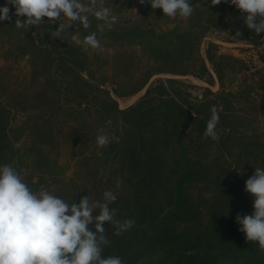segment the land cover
I'll return each instance as SVG.
<instances>
[{
    "label": "trees",
    "instance_id": "trees-1",
    "mask_svg": "<svg viewBox=\"0 0 264 264\" xmlns=\"http://www.w3.org/2000/svg\"><path fill=\"white\" fill-rule=\"evenodd\" d=\"M190 4V17L170 19L147 2L115 0L120 10L144 13L115 14L118 22L103 35L90 16L87 29L63 25L66 39L55 37L60 24L47 18L17 28L8 5L11 19L0 23L8 41L0 65V166L12 165L34 191L45 185L69 202L99 200L112 190L116 219L135 224L116 235L106 223L103 254L124 264H264V251L246 241L235 219L254 211L245 181L264 168V68L220 52L213 41L201 53L211 30L233 29L243 41L264 34L249 30L230 2ZM75 31L81 40L97 32L106 50L83 51L71 39ZM21 60L27 78L15 74ZM159 75L207 86L196 94L173 77L150 84ZM145 89L120 107L116 97ZM212 106L218 141L204 138ZM101 129L110 138L104 148L96 144Z\"/></svg>",
    "mask_w": 264,
    "mask_h": 264
},
{
    "label": "clouds",
    "instance_id": "clouds-1",
    "mask_svg": "<svg viewBox=\"0 0 264 264\" xmlns=\"http://www.w3.org/2000/svg\"><path fill=\"white\" fill-rule=\"evenodd\" d=\"M149 3L152 9H162L170 19L188 18L193 12L190 0H139ZM222 0H211V5H219ZM234 5L244 16V22L254 34H264V0H223ZM12 13L15 26L25 28L52 24L67 19L68 27L79 25L91 27L90 16L101 23L97 30L103 35L111 30L119 17L108 7L99 6V0H6L0 7V21L10 20ZM24 17V19H20ZM172 27H175L173 24ZM55 37L63 35L62 22ZM66 39V38H65ZM71 39L82 45L83 51L101 49L97 32L80 39L75 31ZM211 116L206 123L204 138L219 140L217 125L219 114L212 106ZM251 135V132L247 133ZM110 143L109 134L100 130L96 144L100 148ZM102 157L103 153H98ZM120 181L116 187L119 188ZM245 191L250 195L254 211L250 215L236 216L248 242L257 243L264 251V168H255L254 174L245 181ZM117 196L112 190H105L99 200H91L88 195L78 202H69L41 188L34 191L22 175L10 164L0 166V264H124L121 257L104 256V249L110 245L105 224L116 228V235L128 231L135 224L127 219H116V209L111 205ZM98 210V214H94Z\"/></svg>",
    "mask_w": 264,
    "mask_h": 264
},
{
    "label": "rangeland",
    "instance_id": "rangeland-1",
    "mask_svg": "<svg viewBox=\"0 0 264 264\" xmlns=\"http://www.w3.org/2000/svg\"><path fill=\"white\" fill-rule=\"evenodd\" d=\"M82 2L87 3V0H82ZM99 6L108 7L111 9L112 14H124L125 16H130L131 14H143L144 11L134 9V8H125L120 10L119 5L115 6V0H99ZM116 10H119L116 12ZM59 24L62 22L63 25H69V21L65 18H61V21L57 20ZM1 23V21H0ZM161 25L166 29L169 25L165 21H160ZM238 33H235L233 29L229 31H218V30H211L204 41L202 42L201 46V53L204 55L207 45L210 41H213L220 46V52L226 54H234L239 57L245 58L254 68L263 69L264 68V39L263 40H247L243 41L240 40L238 37ZM8 47V41L6 38H0V65L4 64L3 61L5 49ZM106 50V46H102L101 49H96L97 53L103 52ZM16 72L15 74L19 75L20 77L27 78L30 74V68L28 63L25 60H21L16 65ZM173 76L169 75H159L154 77L151 80V83L157 82L159 79H166L171 78ZM179 79L186 83L187 85L194 86L193 92L196 94L201 93V89L206 87V83L203 81L197 80L193 77H173ZM107 89L112 91L111 86H106ZM214 90H217L218 87H214ZM146 92V89L140 92L139 94L135 95L134 97L129 98H118L116 99L119 102V105L122 109L127 108L133 105L136 101H138ZM37 180V179H35ZM41 188L48 190V188L43 185ZM40 188V189H41ZM49 191V190H48Z\"/></svg>",
    "mask_w": 264,
    "mask_h": 264
}]
</instances>
